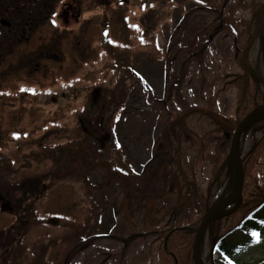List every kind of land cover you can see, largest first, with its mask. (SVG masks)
I'll list each match as a JSON object with an SVG mask.
<instances>
[{"label": "rangeland", "instance_id": "obj_1", "mask_svg": "<svg viewBox=\"0 0 264 264\" xmlns=\"http://www.w3.org/2000/svg\"><path fill=\"white\" fill-rule=\"evenodd\" d=\"M263 54L264 0H0V233L17 228L0 264H159L162 232L233 190L243 75L264 103ZM263 134L245 130L243 166ZM89 137L94 168L32 157ZM257 170L204 233L205 264H236L212 246L262 195ZM238 259L264 264V234Z\"/></svg>", "mask_w": 264, "mask_h": 264}, {"label": "trees", "instance_id": "obj_2", "mask_svg": "<svg viewBox=\"0 0 264 264\" xmlns=\"http://www.w3.org/2000/svg\"><path fill=\"white\" fill-rule=\"evenodd\" d=\"M4 10L6 11V7L4 8ZM262 59L264 60V54ZM243 81H244L243 94L240 104H242L241 112H243V116H245L253 109V107H255V105L258 104L259 100L261 99V90L258 85L255 69H251V68L247 69L243 75ZM212 114L215 117L214 113ZM177 122L178 120L175 119L174 122L169 124L167 131L163 136L164 138L168 136L169 130L174 131V128H176L177 126ZM232 126L233 125H231L230 128L234 130L235 127ZM90 140L91 137L86 138V140L81 141L79 144L75 142V145L71 147L59 145L56 148L52 150H48L43 153L41 152L33 153L32 157L51 158L54 162L60 163L61 165L63 164V162L64 163L67 162L71 164L74 163V161L80 159L81 162L84 160L87 163V165L89 163L92 164V166L89 167L94 168L95 166H97L96 164L97 160H94V158L97 159L95 155H97L99 151L96 149L91 150L92 149L90 146L91 144L89 143ZM163 144L166 147L167 141H163ZM261 147H264V134L260 142L254 143L251 152L245 159L244 168H245V175L247 173V175H250L251 177L254 178H255L254 169L255 167L258 168L256 172L257 182L253 184V187L261 191L263 190L262 195L259 198H257L256 202L251 199L252 200L251 203L254 202L252 208H248V209L239 208L237 212L240 213L243 211L244 212L243 217L240 218V221L235 223L233 226L229 227L224 234L218 236L215 244V248L219 251L221 255H226L230 260L235 261L236 264H241V261L238 259V255L241 253L242 249H244L249 244H251L255 238L256 239L260 238L261 234H264V185L258 184L259 182L258 175L260 174V170H261L259 167L260 162L258 160H259L260 151L262 149ZM161 154L164 155L165 157V153H161ZM101 162L106 163L105 165L107 168L106 167L104 168L106 169L107 172H109V170L111 171L113 170L112 166L110 164H107L106 161H101ZM109 174L111 175V172ZM120 176L122 177L121 178L122 180L125 181L128 180L126 178L127 176L124 177L121 174ZM41 190L42 189L40 188L35 190L30 194V196L33 197L36 194L38 195L41 192ZM0 191H1L0 194L3 195V198L9 199L10 203L11 201H14L12 191L8 189L4 190V188L1 189V187H0ZM209 195L210 198L212 199V194ZM137 196L139 197V195L135 194V197ZM1 202L6 204L4 199ZM15 208L14 207L11 208L13 213L14 212L17 213L20 211L19 210L20 206L18 207V210H15ZM230 217H232V215ZM202 218L203 215L195 223H189L186 225L182 224V225L174 226L173 224V226H171V228H169V230L165 234L162 232V243L159 253L160 256L159 264H194L193 243H194L196 230ZM15 231H17V228L15 227V224H13L8 228V230H6L5 233L4 232L0 233V248H2L4 251H8L11 248V246H13V244L15 243L16 235H17ZM243 264H248V263H243ZM257 264H261V263H257Z\"/></svg>", "mask_w": 264, "mask_h": 264}, {"label": "water", "instance_id": "obj_3", "mask_svg": "<svg viewBox=\"0 0 264 264\" xmlns=\"http://www.w3.org/2000/svg\"><path fill=\"white\" fill-rule=\"evenodd\" d=\"M262 110H264V103L257 105L237 124L232 137L230 152L227 156L228 171L231 179L234 181V187L230 193L226 194L218 202L213 204L205 213L194 238V264H205L201 254V242L206 230L211 228L215 221L221 220L225 216L236 211L242 203L244 186V166L241 154L242 139L247 127L251 123L262 119V116L260 115ZM235 203V207L231 209V205ZM213 250L214 245L212 246V251Z\"/></svg>", "mask_w": 264, "mask_h": 264}, {"label": "bare ground", "instance_id": "obj_4", "mask_svg": "<svg viewBox=\"0 0 264 264\" xmlns=\"http://www.w3.org/2000/svg\"><path fill=\"white\" fill-rule=\"evenodd\" d=\"M260 115L262 116V119H264V110L260 112Z\"/></svg>", "mask_w": 264, "mask_h": 264}]
</instances>
